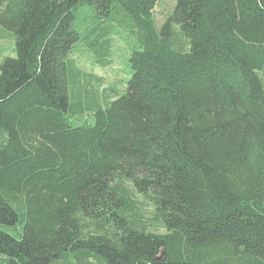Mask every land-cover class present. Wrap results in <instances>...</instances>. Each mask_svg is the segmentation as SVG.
Here are the masks:
<instances>
[{"label":"trees","instance_id":"1","mask_svg":"<svg viewBox=\"0 0 264 264\" xmlns=\"http://www.w3.org/2000/svg\"><path fill=\"white\" fill-rule=\"evenodd\" d=\"M156 3L0 0L5 263L264 264V0H175L159 26ZM86 4L137 44L125 90L75 122Z\"/></svg>","mask_w":264,"mask_h":264},{"label":"rangeland","instance_id":"2","mask_svg":"<svg viewBox=\"0 0 264 264\" xmlns=\"http://www.w3.org/2000/svg\"><path fill=\"white\" fill-rule=\"evenodd\" d=\"M174 3L175 0H157L154 15L158 26L164 21ZM73 25L81 33L82 38L74 44L72 57L84 75L86 73L93 75L94 82L92 91L88 90V93L84 89L82 91L71 89L72 110L68 111L66 116L75 122H81L84 119L89 120L96 108L92 94L97 95L99 92L98 98L102 101L100 94L110 99L119 96L125 90L131 75L128 59L132 47L137 44V32L125 21L100 18L88 4L80 7L73 19ZM5 55H15L14 36L0 25V60ZM135 196L143 201L141 206L144 209V216L148 219L153 218L152 206L144 201L140 194L135 193ZM149 225L154 230H164L160 223L157 224L155 221ZM22 226L23 223L17 222L16 226H4V229L19 238ZM0 264L8 263L0 258Z\"/></svg>","mask_w":264,"mask_h":264}]
</instances>
